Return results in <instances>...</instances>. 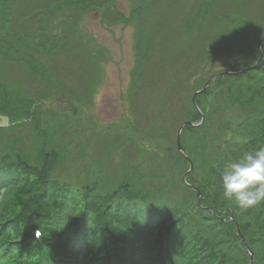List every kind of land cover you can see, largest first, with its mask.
<instances>
[{"label": "rangeland", "instance_id": "374dc122", "mask_svg": "<svg viewBox=\"0 0 264 264\" xmlns=\"http://www.w3.org/2000/svg\"><path fill=\"white\" fill-rule=\"evenodd\" d=\"M10 1L17 3L0 0V110L10 116L0 128V149L27 159L44 152L52 177L79 198L103 190L115 194L110 206L132 195V202L150 200L152 211L185 210L179 186L182 177L189 184L190 171L181 158L205 165L217 125L240 115L239 105L217 106L213 123L195 112L192 99L209 75L243 72L258 59L264 0H116L106 17L72 0L70 15L54 6L36 33L17 23L24 32L14 33ZM247 21L259 26L251 27L253 39L238 30ZM217 93L215 100L223 95ZM196 126L194 135L188 132ZM191 220L193 231L204 227V219ZM236 234L254 255L238 226ZM222 254L209 264H220Z\"/></svg>", "mask_w": 264, "mask_h": 264}, {"label": "trees", "instance_id": "16d2710c", "mask_svg": "<svg viewBox=\"0 0 264 264\" xmlns=\"http://www.w3.org/2000/svg\"><path fill=\"white\" fill-rule=\"evenodd\" d=\"M78 1L86 3L83 9H103L106 17L116 0ZM18 2H6L7 21L14 33L24 32L18 30L16 23L23 27L32 25V32H38L35 24L41 22L43 15L51 16L49 12L54 6L68 11L67 16L72 13L68 7L74 9L72 0H38L36 5L29 0L30 4L20 6ZM114 13L118 15L117 11ZM244 24L238 30L253 39L252 29L259 26L249 21ZM261 47L263 57L256 67L215 77L197 94L199 111L213 123L210 114L217 106L226 110L239 105L240 115L234 123L227 119L217 125V139L207 141L212 159L205 165L193 161L186 175V181L200 193L199 198L196 191L180 181V192L187 198L181 212L152 211L150 200L142 204L132 202V195L110 206V201L116 200L115 194L103 190L94 195L85 190L79 198L68 184H60L52 177L53 163L46 162L48 156L44 152L40 160L0 149V264H41L39 255L43 248L49 249L54 264H108L110 252L114 264H134L137 258L138 264H209L217 260L221 251L224 257L221 256L220 264H249L248 254L236 234L237 226L254 251L253 264H264V202L242 209L223 197L219 183L227 164L244 151L264 144V40ZM31 76L36 78L33 72ZM217 92L223 94L219 97L221 105L219 99L215 100ZM212 102L214 106L210 105ZM0 114L10 117L1 110ZM196 130L199 126L188 128L192 135ZM239 137L247 142H239ZM188 153L194 155L195 151ZM181 159L189 169V160ZM190 216L204 219V227L193 231L190 221L194 220ZM177 222L181 223L176 233L166 238ZM35 227L43 233L40 241L33 237ZM163 242L166 247L162 249Z\"/></svg>", "mask_w": 264, "mask_h": 264}, {"label": "clouds", "instance_id": "9594fccd", "mask_svg": "<svg viewBox=\"0 0 264 264\" xmlns=\"http://www.w3.org/2000/svg\"><path fill=\"white\" fill-rule=\"evenodd\" d=\"M246 143V138H237ZM223 197L242 209L264 202V144L244 151L226 165L219 177Z\"/></svg>", "mask_w": 264, "mask_h": 264}, {"label": "water", "instance_id": "95a60500", "mask_svg": "<svg viewBox=\"0 0 264 264\" xmlns=\"http://www.w3.org/2000/svg\"><path fill=\"white\" fill-rule=\"evenodd\" d=\"M262 39L263 38H261V40H259V48H260V45H261V42H262ZM261 58V52H260V55H259V58H258V60ZM258 60H257V62H258ZM256 62V63H257ZM224 73H229V72H224ZM219 75H222V73H220V74H216L215 76H219ZM213 78V77H212ZM212 78H210V79H212ZM205 87H206V84H205V86H204V88H203V90L205 89ZM202 91V90H201ZM196 93H198V92H196ZM196 95V94H195ZM194 95V96H195ZM192 102L194 103V98L192 99ZM8 125V118L7 117H5V116H2V115H0V127H6ZM180 132H181V127L178 129V131H177V136H176V145H177V150H178V152L181 154V155H183L182 153H181V151H180V144H179V135H180ZM191 169V164H190V168H189V170ZM182 179L184 180V177H182ZM197 195H198V193H197ZM242 238V237H241ZM248 253H249V256H250V264H252V252L251 251H248Z\"/></svg>", "mask_w": 264, "mask_h": 264}]
</instances>
